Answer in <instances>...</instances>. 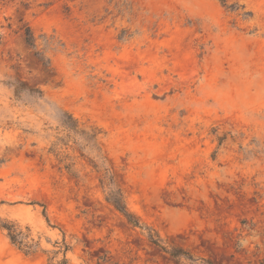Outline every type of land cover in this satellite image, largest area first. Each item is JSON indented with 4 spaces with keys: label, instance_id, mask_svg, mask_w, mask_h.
I'll return each mask as SVG.
<instances>
[{
    "label": "rangeland",
    "instance_id": "374dc122",
    "mask_svg": "<svg viewBox=\"0 0 264 264\" xmlns=\"http://www.w3.org/2000/svg\"><path fill=\"white\" fill-rule=\"evenodd\" d=\"M0 218V264H264V0H0Z\"/></svg>",
    "mask_w": 264,
    "mask_h": 264
},
{
    "label": "trees",
    "instance_id": "16d2710c",
    "mask_svg": "<svg viewBox=\"0 0 264 264\" xmlns=\"http://www.w3.org/2000/svg\"><path fill=\"white\" fill-rule=\"evenodd\" d=\"M24 40L28 46H33L34 45V40H33V35L30 31L29 28L25 29L24 32ZM68 120H62L61 126L62 130L65 132L67 137H70L75 131L74 127V120L72 119L71 116L67 115ZM108 200L110 203L117 209L119 212L123 213L125 217L127 218V221L131 223L133 226H137L138 222L133 220V218L126 213L125 211V206L121 201L120 195L116 191H110V195ZM0 230L4 231L7 238L9 239L10 243L13 245H16L19 249L23 250L25 254L34 252L36 249L35 245H32L29 240H28V235L25 234L23 231H21L16 224L10 223L7 221H4L0 218ZM151 242L156 245L157 247L161 248L162 250H165L164 247H161L159 243L151 239ZM172 257H179L182 256L185 253H181L179 251H171L169 252ZM183 255V256H184ZM62 264H65V259L61 261ZM206 264H209L208 262H205Z\"/></svg>",
    "mask_w": 264,
    "mask_h": 264
}]
</instances>
